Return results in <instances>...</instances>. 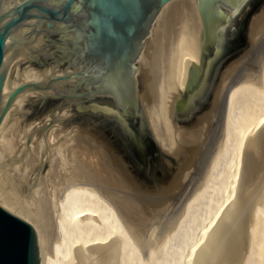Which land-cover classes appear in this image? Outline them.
Masks as SVG:
<instances>
[{
  "label": "water",
  "instance_id": "1",
  "mask_svg": "<svg viewBox=\"0 0 264 264\" xmlns=\"http://www.w3.org/2000/svg\"><path fill=\"white\" fill-rule=\"evenodd\" d=\"M170 1L0 0V264H45L54 232L45 170L60 145L87 147L145 216L199 165L208 139L160 148L136 93V59ZM196 7L200 64L176 94L181 125L210 109L264 19V0Z\"/></svg>",
  "mask_w": 264,
  "mask_h": 264
},
{
  "label": "bare ground",
  "instance_id": "2",
  "mask_svg": "<svg viewBox=\"0 0 264 264\" xmlns=\"http://www.w3.org/2000/svg\"><path fill=\"white\" fill-rule=\"evenodd\" d=\"M196 0H171L136 59V93L160 148L208 139L183 189L141 215L94 154L60 145L45 170L54 232L45 264H264V19L210 109L191 125L174 115L191 62L200 64Z\"/></svg>",
  "mask_w": 264,
  "mask_h": 264
},
{
  "label": "flooded vegetation",
  "instance_id": "3",
  "mask_svg": "<svg viewBox=\"0 0 264 264\" xmlns=\"http://www.w3.org/2000/svg\"><path fill=\"white\" fill-rule=\"evenodd\" d=\"M124 144V143H123Z\"/></svg>",
  "mask_w": 264,
  "mask_h": 264
}]
</instances>
